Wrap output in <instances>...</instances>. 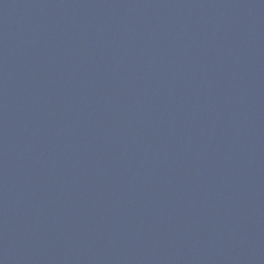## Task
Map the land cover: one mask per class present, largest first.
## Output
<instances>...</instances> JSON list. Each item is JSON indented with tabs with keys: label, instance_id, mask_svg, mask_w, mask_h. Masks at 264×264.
<instances>
[{
	"label": "water",
	"instance_id": "1",
	"mask_svg": "<svg viewBox=\"0 0 264 264\" xmlns=\"http://www.w3.org/2000/svg\"><path fill=\"white\" fill-rule=\"evenodd\" d=\"M0 264H264V0H0Z\"/></svg>",
	"mask_w": 264,
	"mask_h": 264
}]
</instances>
